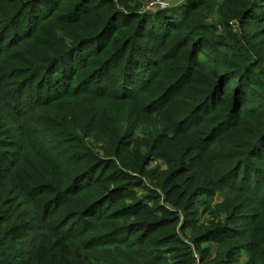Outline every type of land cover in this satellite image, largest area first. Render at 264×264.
Instances as JSON below:
<instances>
[{
    "label": "trees",
    "instance_id": "1",
    "mask_svg": "<svg viewBox=\"0 0 264 264\" xmlns=\"http://www.w3.org/2000/svg\"><path fill=\"white\" fill-rule=\"evenodd\" d=\"M50 1L49 7L43 0H0V264H169L167 255L175 259L180 247L188 264H264V56L248 39L241 44L233 35L218 38L205 23L217 8L227 35L232 22L246 35V22L264 23V0H192L156 12L166 18L163 25L152 24L160 33L157 43H151L155 26L147 29L148 16L137 15L144 32L141 27L136 32L151 48L121 38L114 43L116 30L105 37L104 27L93 39L82 40L89 29L71 32V42L47 30L49 40L39 41L43 23L64 4ZM90 3L81 0L80 10L86 12ZM73 9L62 23L76 25L75 19L85 16ZM14 27L23 34L10 35ZM30 41L36 47L12 49ZM188 61L193 65L185 71L188 77L163 81L169 64ZM103 87L108 94L100 92ZM182 87H194L198 98L181 103L175 113L182 117L175 118L173 99ZM104 99L124 105L115 115L122 121L123 127H116L120 132L109 126L106 112L98 111ZM141 113L171 114L156 131L162 148L192 129L199 136L181 149V159L173 161L176 169L159 176L156 189L165 193L164 205L143 187L148 161L136 166L119 161ZM105 128L108 145L97 152L87 139L95 131L106 134ZM201 136L206 140L199 142ZM207 147L218 153L205 162ZM109 155L117 160L102 158ZM117 161L124 170L117 169ZM125 180L133 184L131 192ZM114 182L117 192L124 191L120 198L109 189ZM140 186L146 195L137 198L134 189ZM116 200L131 204L119 211ZM200 205L218 210L217 226L193 232L196 247L223 243L211 262L207 250L197 262L178 233L196 225ZM211 230L224 234L209 238ZM243 254L244 263L238 261Z\"/></svg>",
    "mask_w": 264,
    "mask_h": 264
},
{
    "label": "rangeland",
    "instance_id": "2",
    "mask_svg": "<svg viewBox=\"0 0 264 264\" xmlns=\"http://www.w3.org/2000/svg\"><path fill=\"white\" fill-rule=\"evenodd\" d=\"M14 2H18V1H22V0H13ZM44 2H46V5L49 6L50 4V0H43ZM195 1V0H194ZM91 2V3H90ZM192 2V0H89V3L91 4L90 7L87 9V11L85 12V10L81 11L80 10V6H81V0H64V4L62 2V4H60L59 9H57V11L50 16V18L48 20H46L43 23V26L45 28V30L42 32L41 31V35L39 37V41H48L50 36L47 34V30H51L54 34V36H56L58 39H62L64 41H68L71 42V40L73 39V34L74 31L76 30V33L79 32V30L81 29H89L90 32L88 34V38H83L82 40L85 39H93L97 33L100 31V29L102 27H104V36L105 37H109L115 30V33L111 36L113 40V42H118V39H124V40H135L138 43H142L143 46H146L148 48H151V43H157L158 40H160L158 37L160 35V33H158L159 31H156V25H152V24H159L163 25L162 23L164 22L163 19H166L163 17V19L160 18V15H157L159 12H166L168 11V8L170 7H178L180 6H185V4ZM197 1H195L194 3H196ZM222 2V0H220L218 3L220 4ZM218 4V5H219ZM102 5V7H100ZM50 7V6H49ZM209 7V6H207ZM218 7V6H215ZM73 8H76L78 10H76V12L78 13L77 15L80 14H84L85 16H81L79 17V19H75L76 25H67L62 23V19L66 20V17L68 15V12L70 11V13H72V10H74ZM103 8V9H102ZM216 9L214 10L213 14H211L210 16L207 17L206 19V24L209 26V30L211 32V34H213L214 36L218 37V38H229L232 35L235 36V38H237L239 41H241V44H243V41H245L246 39L249 40L250 44H256L258 45L254 51L255 52H260L263 56H264V35H260V32L262 31V28L264 26V23L262 21L257 22V24H255L253 27L250 26L249 21L245 23L244 26V34H240L241 33V28L240 25L236 22H232L230 24L232 31L230 32L229 35H227L226 30L224 29L223 26H221V24L219 23L220 20L218 18V14L216 12ZM158 12V13H156ZM155 13V14H153ZM75 14V11L73 13V15ZM87 14H91L90 17H87ZM121 14V17H119L120 19H118V22H115V17ZM128 14V15H127ZM76 15V14H75ZM103 15V17H102ZM125 15V16H124ZM129 15H131V17H129ZM140 16L142 17L144 16H148L146 17V20H148V25H147V29L150 30L151 26H155V31L152 33L153 37L156 38L153 41H151L150 44H148V38H142L140 36V34H137V29L138 27L143 30L144 32V27L142 25V23L140 22L141 20L137 19L136 17ZM168 16V15H167ZM170 16V15H169ZM168 16V18H169ZM160 18V19H159ZM167 18V19H168ZM70 19H73V17L71 16ZM115 19V20H114ZM167 21V20H166ZM141 23V24H140ZM29 25V24H26ZM105 25H108L107 28L105 29ZM15 26H20V28H23L22 25H15ZM59 26L58 30L57 27ZM25 27V26H24ZM56 27V29H55ZM75 27V28H74ZM1 28V26H0ZM4 28H2L0 31H2ZM5 31V30H4ZM9 32H11V29L9 30ZM73 34H72V33ZM23 34V29L21 31H17L16 27L12 28V32L10 35L13 34H17V36H21V34ZM110 37V38H111ZM253 39V40H252ZM222 40V39H221ZM29 41V40H26ZM52 44H54L53 40L51 39ZM13 42V40H12ZM36 41L32 42H26L25 45L22 44V46H19V44H15V46H13L12 49L16 50V49H22L25 50L26 48H34L36 47ZM56 42L58 43V41L56 40ZM13 42L12 45H14ZM237 46V45H235ZM86 48V47H85ZM84 48V49H85ZM83 49V51H84ZM30 50V49H29ZM229 54V52H227ZM173 54V51L170 52V55ZM173 56V55H172ZM189 60V59H188ZM161 63V62H160ZM159 63V64H160ZM185 63H181L180 66L179 64H177L175 62V64H169L168 68L163 72V65L161 64V67L159 70H161L163 72L162 78L163 81H167V83L171 82V81H175L176 79H181V77L190 74V69L192 71L193 65L190 64V62H186ZM187 68H189V71L185 72L187 70ZM56 70H58V66L55 68ZM117 69V67H116ZM116 71V70H115ZM89 75V74H88ZM170 76V77H169ZM169 77V78H168ZM148 78H143V81H147ZM162 81V82H163ZM147 83V82H146ZM116 84H114L113 88L116 87ZM111 87V86H109ZM112 88V90H113ZM179 87H177L176 89H178ZM182 92L181 94H178L177 96H174L175 98L173 100L176 99L177 104L176 107L177 109H175L171 114H173V116L176 118H178L179 116L182 117L181 115H176L175 112H178V108L180 107L181 103L182 104H188V103H194L193 101H195L198 98V95L194 92V87L192 88H188V87H182L181 88ZM101 93L104 94H108L107 93V88L103 87L100 91ZM112 93V92H111ZM125 105H135L133 102H127L125 103ZM117 106H121L124 108V105H120L119 102L117 103H109L108 101H106L105 99L102 100L100 106H99V110L101 112H106V114L109 115V120L108 123L110 121V125L111 128L116 129L117 126H122V121H120L119 116H115L118 109L120 107ZM136 107L137 110L138 107L137 106H133ZM132 107V108H133ZM156 110H161L160 108H157ZM194 113H196V110H191V112H189V114L193 115ZM170 114V113H169ZM168 116L164 115L163 118L158 117V115L156 114H139V118L137 116L136 118V122H135V126L133 127V137L131 142L128 145H122V152L125 154H123L121 156V158L119 159V161L124 162L125 164L129 163L132 164L134 166L137 165V163H140L141 160H145L148 161L149 165L147 167V172L148 174L145 176V178L142 180L144 182L143 187H147L152 193H155L157 195H159L157 198H159L158 200V204H165L164 203V199H165V193H163L160 190L156 189V185L158 182V178L160 175L164 174V173H170L172 171V169L175 168V162H173L175 159H181V154L180 151L182 148H187L190 145H193V141L194 138H199V136L195 135L194 129H192L191 131H189V136L186 137H176L175 140H173L171 143L172 145H165L163 148L161 145H159L157 139L158 137L156 136V131L161 129L160 124L163 122H167L169 118H171V114ZM184 116V115H183ZM169 117V118H168ZM179 117V118H180ZM184 118V117H183ZM182 118V119H183ZM184 123V122H183ZM208 125H211L210 123H208ZM130 126V125H129ZM190 126V125H189ZM212 126V125H211ZM123 127V126H122ZM119 128L116 129V132L119 131ZM105 131H107V133L105 134L103 133H98V132H94L92 134L93 138H88L87 142H89V146L93 149H95V151L97 152H101V149L104 147H107L108 144V128L104 129ZM207 130V126L201 128L200 133L203 134L205 131ZM111 131V129H110ZM128 131L131 132V129H129ZM120 132V131H119ZM194 132V134H193ZM111 133V132H110ZM114 134V133H113ZM194 136H193V135ZM155 135V139L153 140L152 138ZM112 137V136H110ZM117 138V137H116ZM203 138V139H202ZM207 137L205 136H201L199 140H203L205 141ZM152 139V140H151ZM124 142H129V139L126 137V139H123ZM197 145H200L197 144ZM112 148L114 147L113 145ZM139 147L138 151L135 148ZM111 148V150H112ZM156 149V151L154 152V154L152 153L153 150ZM117 150H119L117 148ZM136 152V153H135ZM117 153V152H116ZM218 153L216 150H211L209 147H207L206 152L204 154V156H202V158L204 159V161L206 162V160L209 158H211L212 154ZM117 156L113 157V156H103L102 158H104L106 161L107 160H114L116 161ZM119 161H117L119 163ZM181 161V160H180ZM182 162V161H181ZM213 165V164H212ZM122 169L124 170L123 166L119 163L117 166V169ZM176 169V168H175ZM109 172H107L108 174ZM106 174V175H107ZM127 176H129L128 173H126ZM191 173H187L185 177H190ZM209 172L207 173L208 176ZM117 176H114V179ZM117 179V178H116ZM120 180V179H119ZM116 180V181H119ZM128 180V179H127ZM126 181L125 183V187H127V192H131L132 188H133V184L130 186L129 182L131 181ZM115 182L113 183V187L110 186V190L113 191V197L115 199V197L120 198L122 196V194H124L122 192H117V190H115ZM130 186V187H128ZM143 187L140 186L137 187L136 189H134V192L137 193V198L142 196V195H146V192H143ZM155 189V190H153ZM119 195V196H118ZM151 196V195H150ZM153 196V195H152ZM151 196V197H152ZM121 200V199H120ZM120 200H116V204H117V209L120 211V209L123 206H130V201L125 200L124 203H122V201L120 202ZM217 201H225L226 198L224 199L223 197L217 195L216 197ZM115 201V200H114ZM223 204H226V201L223 202ZM218 211V210H217ZM215 209H213V207H211V209L205 211L203 210V207L200 205V207L198 208L197 212L194 214V219L197 220L196 225L192 228H186L185 230V234H183L182 232L178 231L179 233V238L181 239V241L183 243H185L187 245V249L188 251H192L193 256L197 259V262L199 260V258L201 257V252L204 250H207V254H206V261L207 262H211L212 260H215V256L216 254L221 255L222 253V249L224 248V246L222 245L223 243L217 244L214 241H210V242H203L201 244H199L197 247L195 245L192 244V240L194 239V231L195 230H200V229H212L213 227L217 226L218 224V218H217V214L214 212H217ZM220 215V213H219ZM224 215L222 214L221 217L219 218V220L221 221V226L224 223ZM182 223V220H180ZM184 221V218H183ZM184 224V223H183ZM236 226H240V222L234 223ZM183 228V226H181ZM186 226H184L185 228ZM180 230V229H179ZM216 230H211L210 234H209V238L210 237H215V236H219V235H223L224 232L222 233H217L215 232ZM229 234V233H228ZM227 235V234H226ZM180 247V246H178ZM180 252H175L174 253V258L172 259L169 255L168 256V260H169V264H188V260L189 257L186 254H183L181 247L179 248ZM241 261L242 263L246 262L247 260V256L245 254L241 255L240 258H238V261ZM199 264V263H196Z\"/></svg>",
    "mask_w": 264,
    "mask_h": 264
}]
</instances>
